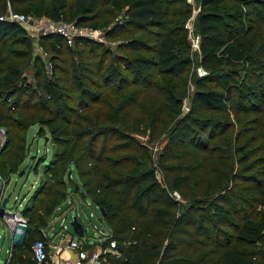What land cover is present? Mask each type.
<instances>
[{"label": "trees", "instance_id": "obj_1", "mask_svg": "<svg viewBox=\"0 0 264 264\" xmlns=\"http://www.w3.org/2000/svg\"><path fill=\"white\" fill-rule=\"evenodd\" d=\"M228 1L231 13L223 15L221 6ZM175 2L130 0L124 10L123 23L130 30H160L152 48L133 39L118 45V54L152 53V58L110 57L101 44L84 38L68 46L55 34L40 37L52 53V72L46 83L37 82L33 94L23 83L21 68L10 59L26 56L28 63L44 62L32 48L10 56L12 52L6 51L9 43L20 47L31 40L18 23L0 21V104L9 112L25 111L34 108L29 103L41 91L46 97L44 108L54 106L59 121L70 127V113L76 117V129L68 128V133L81 155L69 165L75 167L81 186L57 179L46 187L44 181L31 201L42 204L52 197L54 207L65 199L67 190L81 192V187L85 197L98 194L94 203L103 209L111 229V237L102 247L114 242L118 248L117 256L107 255L102 264H264V123L255 119V128L242 129L234 140L223 141L217 149L211 148L210 142L217 131L225 139L228 126L196 116L202 111L221 113L232 98L236 99L235 112L250 115L264 111V0H200L194 27L199 37L198 65L206 75L194 78L198 88L184 115L181 75L188 55L183 23L190 12L183 5L171 10ZM107 4L108 0H0V15L7 12L8 5L14 13L54 22L68 13L81 27ZM172 15L174 20H169ZM171 21L175 23L172 28ZM90 27L102 26L93 23ZM127 27L113 26L105 35L110 38L114 29V35L122 34L120 30L125 34ZM234 63H241L244 75L238 85L233 84L235 77L223 70ZM152 71L163 77L161 82L167 77V85L149 80ZM249 76H256L250 85L245 81ZM132 120L152 135L167 134L156 160L163 184L154 174L151 152L130 135L138 127ZM166 121H171L167 129ZM19 127L23 130L25 124ZM58 139L54 136L56 144ZM9 158L10 173L19 175L21 157ZM209 158L217 160V165L215 162L206 169ZM60 159L61 154L54 150L53 162L45 169L48 181L58 173L57 166L64 161ZM177 162L183 163L175 165ZM2 166L0 163V170ZM193 175L197 176L195 182ZM191 180L190 200L182 208L179 204L180 211L175 212L177 203L167 197L164 185L186 198L184 188ZM47 204L48 213L52 205ZM199 205H206L207 213L201 217L193 215ZM34 210L30 206L23 214L37 222ZM28 221L12 249L31 251L34 241L29 239L33 232Z\"/></svg>", "mask_w": 264, "mask_h": 264}, {"label": "rangeland", "instance_id": "obj_2", "mask_svg": "<svg viewBox=\"0 0 264 264\" xmlns=\"http://www.w3.org/2000/svg\"><path fill=\"white\" fill-rule=\"evenodd\" d=\"M39 2L40 0H35ZM130 0H108V4L104 7H101L97 15L94 17H88V21H83V24L81 25V28L86 29H92L96 30L97 32H100L99 40L93 41L92 39H87L96 43H99L102 45V48H105L109 50V52L112 54L111 56L120 55L121 57H129L132 59L133 57H148L152 58V53H138L134 52L131 53H123L118 54L119 51H117V46L125 43L126 41H130L133 39L139 40L140 42L144 43L149 49L152 48L155 44V38L156 35L159 33L160 29H154V30H147L145 31H138L137 29H129L125 23L124 18V10L128 5V2ZM175 3H172L171 10L174 9H180L183 5V8L186 10H189L190 15L188 19L183 23V29L186 33V42L187 47H185V50L188 55V62L185 64V66L182 67V75L181 80L184 81V89H182V103H181V115H184L189 112L191 104H192V97L194 91L198 88L194 83V78L203 77L206 75L205 73H198L199 68V61H200V54H199V37L197 33L195 32L194 22L195 19L199 13V2L200 0H181L179 3L175 0ZM231 1H228L224 3L221 6V14H230L231 13ZM23 6H28V4H24ZM11 11L12 9L8 5L7 12ZM182 12V11H181ZM6 13L0 16H4ZM29 17L25 23H21L23 25H20L25 33L27 38L31 40L30 42H26L27 45H21L20 47L15 46L11 43L7 46V52H12L10 54L13 56L20 55L19 52L23 50L26 52V50H32L35 54H40L47 58L48 60L51 58L52 53L49 52L48 46L43 43L39 38L45 35H42V30H38L37 37L31 38L28 34V32L40 29V28H47L50 23H63V24H75V19L69 16L67 13L66 16H63L61 20L54 22L44 17H33L31 15H27ZM169 20H174V16H170L168 18ZM230 19H226L227 22ZM245 25H249L246 21H244ZM97 24L102 27H96L92 28L90 27L91 24ZM175 23L171 21V25L169 27L172 28V25ZM38 26V28H37ZM113 26L117 27H127V33L124 34L125 30H120V32H123L119 35H114L115 29L112 31L113 36H110V38H107L105 35V31L110 30ZM111 33V32H110ZM21 35H18L17 38L20 39ZM10 42V41H9ZM30 46V47H29ZM2 48L0 47V51ZM16 51V53H15ZM26 55V54H25ZM36 56V55H35ZM68 55L67 57H69ZM66 57V58H67ZM42 58V57H41ZM76 60V58H75ZM10 61L17 63L19 67L22 70V78L23 83L28 85L29 92H35L37 89V82L46 83L47 80L51 78V72L52 69L48 66H46L45 62L42 64L41 61L35 60L32 63H28L26 56L21 57L19 59L11 58ZM67 66V65H66ZM241 63H234L231 67H224L223 70L225 73H230L232 76L235 77L233 84L238 85L240 80L243 78V70L241 69ZM202 71V70H201ZM157 76V77H156ZM155 77V79H153ZM149 80H152L154 84H158L160 86H165L169 82V79L165 77V80L161 82L162 78L159 75H156L155 71H152V73L149 74V77H147ZM161 78V79H160ZM256 76H249L245 78V81L250 85L254 83ZM205 87L207 88L208 85L206 84ZM237 88V86H235ZM41 91H38L37 94L34 95L33 99L29 103L32 107L31 109H26L25 111L17 110V111H7V106L3 107L2 104H0V142L3 140V147L0 149V163H2V170H0V179L3 180L2 182V188L0 190V194L3 195V197H8V202L5 205L6 210H11L12 212H18L19 214L22 213L23 209L25 208L27 200L30 199L29 205L34 206V214L37 218V222H32L31 219H28L30 226L32 227V231L35 229L36 226L39 225L41 222H49L50 214L54 210L55 207H53V202L55 201V198L48 197L44 199V202L42 204H36V202L31 201V196L34 195V193H31L34 190V187H37L39 184H42L44 181L46 183V187H50L54 180L61 179L65 182L69 181L72 184H79L80 182L78 180L77 172L75 167L70 164V161L74 158H77L79 155H81L80 152L76 151V149H79L78 144L72 139V136L68 133V128L76 129V127L73 126L74 120L76 119L75 114L70 113L69 118L71 119V126L68 127L63 122L59 121L57 117L59 115L56 114V112H53L54 106H47V108H44L46 97L42 95ZM33 94V93H32ZM74 103V102H73ZM236 105V99L232 98L231 102L226 103L225 109L221 113H214V112H199L196 114L198 118H205V119H212L211 121H215L214 123L219 125H226L228 126L227 133L224 136L220 138L219 132L217 131V134L215 136V139L210 142V147H217L219 146L221 148L223 141L228 142L231 141V139L234 140V137L240 132L242 129L252 130L255 128L254 120L258 119L261 123H264V111L259 113H254L250 115H244L239 112H235V106ZM75 106V105H74ZM73 106V107H74ZM264 109V107H262ZM44 109V110H41ZM261 112V113H260ZM62 116V115H60ZM172 121V120H171ZM165 122L164 127H166L167 123ZM175 120L172 121L175 122ZM135 124L138 125V127L135 130H132L130 135L134 137L136 140L140 142V144L144 145L147 150L151 152V158L153 160V166L155 169V176L156 179L163 184V180L160 177L161 174L158 171V166L156 160L158 159L159 153L161 152L163 146L166 144L167 141V134L162 133L160 136L152 135L150 136L149 129L143 127L142 125H139L135 120H132ZM15 123L18 124V127H15ZM20 123L25 124V128L23 130H20L18 128ZM163 125V124H162ZM160 125V127L162 126ZM216 126V127H217ZM81 129L82 127H78ZM66 129L65 131H63ZM167 129V127H166ZM74 131V130H73ZM159 131V128L156 130V132ZM3 133V134H2ZM250 134V132L248 133ZM54 136L58 137L59 141L56 144L54 139ZM152 136H156L153 137ZM208 136V135H207ZM234 141H232L233 145ZM228 144V143H227ZM218 149V147H217ZM54 150H57L58 153L61 154L60 165L58 167V173L56 176H52L50 180L48 181V174L45 171L47 169V164L51 161L53 162V152ZM75 152L76 155H75ZM2 154V155H1ZM220 154L219 150L217 151V155ZM215 155V156H217ZM4 156V157H3ZM14 156H20V163L18 164V168L21 170L23 169L24 173L20 176L16 172L10 173L13 171V166L9 164L7 161L8 157L13 158ZM76 156V157H75ZM207 156V155H205ZM208 157V156H207ZM9 158V159H11ZM32 162H35L36 169L32 166L34 165ZM216 162V163H215ZM183 162H177V164H182ZM215 163L217 165V160L215 161L213 158H209L206 160V169H208L210 166H212ZM45 166V167H44ZM47 167V168H46ZM56 167V166H55ZM45 171V172H44ZM41 176V180H40ZM211 176V175H210ZM192 179L194 182L197 179V176L193 175ZM193 180L189 182V185H187L184 188V192H186L187 196L186 198H183L177 191L170 190L167 185H164L165 192L167 197L172 199L173 202H176L178 208H176L175 212L178 210L180 211L179 204H181V208L183 205H187L188 201L190 200V191L189 188L193 183ZM41 182V183H40ZM41 186V185H40ZM72 186V185H71ZM70 189V187L68 188ZM54 188H52V191ZM81 192H79V189H76L75 192L72 194L74 196V200L68 199V204L74 202L75 208L79 209V216L78 221L81 222L84 229L86 230L84 234V239H88L89 242H92L93 239H100V247L102 248L98 252L101 253L100 257L103 258L104 262H106L107 255H113L117 256V246H115L111 249H109V246L102 247L103 243L106 240L105 234L97 233L101 230H103V225H106L109 228V233L111 237V229L105 222L104 218L101 216L98 207L94 203V201L99 198L98 194H95L91 197H85L83 196L82 192L84 191L81 187ZM34 192V191H33ZM73 192V190H72ZM33 194V195H32ZM30 195V197H29ZM71 194L69 190L66 192V198H70ZM29 197V199H28ZM61 200L56 203V205L62 204L63 201L67 200ZM196 202V201H195ZM47 203L49 205H52L50 207V212H45V208L47 207ZM55 205V206H56ZM38 208V209H37ZM65 206L62 207L64 209ZM205 208V210H204ZM202 210V211H201ZM60 211L55 213V216L58 215ZM206 211V205H199L197 206L196 210L193 212L194 216L201 217L203 216ZM76 216V213L74 211H70L68 216H66V232L68 234L72 233V227L70 225V222L72 218ZM24 218V217H23ZM25 219V218H24ZM26 220V219H25ZM27 222V220H26ZM53 227L52 229L54 232L60 233L61 223L62 219H56L54 218L52 220ZM33 223V225H32ZM29 226V225H27ZM97 234V235H96ZM39 234H31L29 239L31 242L38 240ZM104 237V239H103ZM20 236L15 235L14 239L12 240V236L8 229L5 228L1 224L0 226V264H4L8 257L9 249L13 242L19 240ZM15 244V243H14ZM13 244V245H14ZM94 245H88L84 246L83 243H81V249L86 252L87 254H91L95 251V248H93ZM19 260L21 262H19ZM31 251L30 249H19L17 247H14L12 249L11 247V255H10V264H17L18 262L20 264H31Z\"/></svg>", "mask_w": 264, "mask_h": 264}, {"label": "built area", "instance_id": "obj_3", "mask_svg": "<svg viewBox=\"0 0 264 264\" xmlns=\"http://www.w3.org/2000/svg\"><path fill=\"white\" fill-rule=\"evenodd\" d=\"M29 17L27 15L14 13L11 11H8L4 16H0V21H7V22H15L20 25H23L21 23H25ZM38 28V26H37ZM38 30H42V35H50L55 34L60 36L64 39L66 45L71 46L73 45L75 39L77 38H84V39H92L93 41L99 40L98 37H100L99 33L96 30L92 29H86L81 28L77 26L76 24H63V23H50L47 28H40L33 31H29L28 34L31 38L37 37ZM40 55V54H39ZM42 60L45 62L46 66H48L51 70L52 65L50 61L42 56ZM198 73H205V71H201L200 68H198ZM3 134V133H2ZM1 138V137H0ZM3 140L0 142V149L3 147ZM2 182L3 180L0 179V190L2 188ZM3 195L0 194V204L3 200ZM72 198L74 196L72 195ZM74 200V199H72ZM77 208H75V211L77 212ZM0 224L5 226L6 229L10 232L12 236V240L14 239L15 235H21L23 234V230L27 227L26 220L18 214V212H12L11 210L4 209V214L0 217ZM102 234H105L106 239L110 238L109 228L106 225H103ZM104 239V237H103ZM115 246L114 242L110 243L109 249L113 248ZM111 247V248H110ZM65 249H71L74 250L75 257L73 259H69L64 261L62 264H102L104 262L103 258L100 257L101 253L98 251H94L91 254H87L81 249V241L74 237L73 240L69 241L65 247ZM61 248V249H63ZM60 250V249H58ZM48 251L46 249V244L43 240L38 239L33 242L31 245V259L33 264H45L48 259Z\"/></svg>", "mask_w": 264, "mask_h": 264}, {"label": "crops", "instance_id": "obj_4", "mask_svg": "<svg viewBox=\"0 0 264 264\" xmlns=\"http://www.w3.org/2000/svg\"><path fill=\"white\" fill-rule=\"evenodd\" d=\"M32 163L35 164V162H32ZM21 170H23V169H21ZM40 180H41V176H40ZM40 185L41 184H39L37 187H34L33 191L35 192L36 189L40 187ZM33 191L31 193H34ZM70 194H71L70 198H66L65 199L67 201H63L62 204L54 206L55 208L52 211V213L50 214L49 222H47V221L41 222L39 225L36 226L37 227L36 230L34 229L32 231L35 234H39L40 237L38 239L43 240L45 242V244H46V249L48 251V256L49 257H48L47 262L45 264H62L64 261L69 260V259H73L75 257V253L76 252H74V250L63 248V247H65L67 245V243L69 241L73 240L74 237H77V236H75L73 234V231H72L71 234H68L66 232V216H68L69 212L70 211H74V213H76V216H74V217L77 220H78V216H79V209L77 210V212L75 211L74 202L68 204V199H72V194L73 193H70ZM5 197H7V196H5ZM29 197H30V195H29ZM29 197H28V199H29ZM3 199H4V197H3ZM29 202H30V199L27 200L25 208L23 209L22 213L20 214L22 217H25L23 212H24L25 209L29 208L28 207ZM63 206H65L64 209H62ZM58 211H60V212L58 213L57 216H55V213L58 212ZM54 218L60 219V220L62 219L60 233H58V232L56 233L52 229V227H53L52 220ZM27 221H28V219H27ZM79 223L81 224V222H79ZM0 226H1V224H0ZM25 229L23 231H25ZM83 229H84V227H83ZM31 230H32V228H31ZM85 232H86V230L84 229L83 237H77L81 241V243H83L84 246L94 245L93 248H95V251L101 250L102 249L100 247L101 243H99L100 239L96 238V239H93L92 242H89V240L87 238L84 239ZM97 233H101L102 234V230L97 232ZM23 234H24V232H23ZM23 234L19 235L20 236L19 240L13 242L11 247H13L14 243L15 244L19 243V241L21 239V236ZM11 247H10L9 252H8L7 260H6V262L4 264H10L9 260H10V255H11ZM61 248H63V249H61ZM58 249H60V250H58Z\"/></svg>", "mask_w": 264, "mask_h": 264}, {"label": "water", "instance_id": "obj_5", "mask_svg": "<svg viewBox=\"0 0 264 264\" xmlns=\"http://www.w3.org/2000/svg\"><path fill=\"white\" fill-rule=\"evenodd\" d=\"M24 173L23 170H21L20 172V176ZM8 202V198L4 197V199L2 200L1 204H0V217L4 214V209H5V205ZM101 216L104 218V211L102 208H98ZM70 225L72 227V231L73 234L77 237H83V226L79 223V221L74 217L72 218Z\"/></svg>", "mask_w": 264, "mask_h": 264}]
</instances>
